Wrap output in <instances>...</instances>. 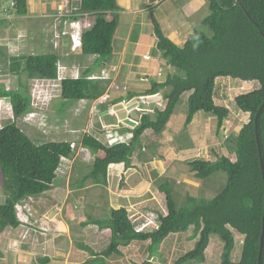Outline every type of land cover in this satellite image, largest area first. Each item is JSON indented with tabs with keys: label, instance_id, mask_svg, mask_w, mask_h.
<instances>
[{
	"label": "trees",
	"instance_id": "trees-1",
	"mask_svg": "<svg viewBox=\"0 0 264 264\" xmlns=\"http://www.w3.org/2000/svg\"><path fill=\"white\" fill-rule=\"evenodd\" d=\"M4 2L7 7L0 9L1 16L11 13L24 18L28 15L27 0H0V5ZM207 10L209 15L200 25L204 30H194L183 47L165 38L155 18L151 17L158 60L162 66L159 78L163 80L152 77L155 80L150 83L149 80L141 81L149 85L144 89L134 87L126 91L124 97L106 99L102 103L99 99L104 97L108 83L90 82L84 78L102 63L109 62L119 8L116 0H78L77 13L88 15L92 20L91 29L82 35L78 60L86 57H96V60L80 79L65 77L60 100L69 105L84 100L88 103L98 101L95 109L105 112L122 101L161 94L159 101L164 107L154 106L151 111L135 118V122L130 117L133 126H122L120 138L113 144L84 134L77 145L87 149L93 159L89 162L83 182H76L75 188L72 186L75 190L84 189L88 181L94 186H106L107 171L111 165H123L124 170L133 169L132 156L135 150L141 149V138L146 132L160 135L183 95L188 94L184 126L188 127L197 114L210 116L216 119L215 133L220 136L230 112L215 105L216 81L231 79L257 85L253 91L236 97L233 102L238 112L249 116L236 136H223L226 149L235 156L234 160L218 157L210 161L201 157L185 163L197 180L208 179L216 173L224 174L226 180L220 192L207 203L189 196L182 201L168 181L163 182L157 190L165 198L166 215L159 214V230L150 234H135L132 220L124 208L111 209L105 220L89 218L81 226L109 230L110 242L98 254L79 246L90 256L81 264H107L108 258L112 255L121 257L120 249L132 243H147V257L140 264H151L150 261L158 256L161 245L169 236L184 234L191 228L192 239L197 241L193 249L174 264H203L212 236L223 245L220 264H258L264 213L261 169L262 163L264 172V0H207ZM4 24L2 17L0 28ZM0 59L5 61L1 49ZM63 59L60 52L7 58L8 71L11 76L17 77L18 89L9 91L0 86V100L9 101L13 116L12 122L0 128V189L5 198L0 205V234L18 228L15 208L29 198H38L52 191L58 177L57 170L73 157L70 143L60 141L35 145L14 122V119L18 120L31 110L28 82L56 79L57 64ZM69 59L70 56L66 57L64 62ZM165 70L168 73L165 74ZM21 76L25 77L24 82H21ZM235 235L242 238L237 262L232 260ZM48 260L43 258L37 262L48 264ZM260 264H264V238Z\"/></svg>",
	"mask_w": 264,
	"mask_h": 264
},
{
	"label": "rangeland",
	"instance_id": "rangeland-1",
	"mask_svg": "<svg viewBox=\"0 0 264 264\" xmlns=\"http://www.w3.org/2000/svg\"><path fill=\"white\" fill-rule=\"evenodd\" d=\"M57 1L59 0H28V15L26 17L18 18L11 13L2 16L5 19V24L3 28H0V49L5 54V61L0 59V86L4 87L6 90L16 91L18 89L17 77L11 76L8 71L9 62L7 58L60 52L64 58L60 61L61 65L70 67L69 69H71L72 65L75 64L74 66H76L79 64L78 69L81 73L84 67H89L93 62L91 61L92 59L85 58L80 60H76V58L75 61L74 55H70V59L64 62L65 56H67L69 52L67 46L68 41H63V39L56 41V32H61L63 27L55 21V16L52 18L48 15L49 13L52 14V10ZM75 1L76 0H68V6L70 4H75ZM6 7L7 3H1V10L6 9ZM56 12L57 11H54L53 13ZM202 22L201 14L192 17L188 21L189 25L197 31L200 29H202V31L204 30L203 26H201L202 28L199 27V24ZM144 23L146 28L143 31V37L155 39L148 15L145 17ZM136 28H138V26ZM126 29V26L121 25L115 33L119 35V38H123L126 34ZM133 37H136L135 33ZM133 42L132 38L131 44L128 46V53L125 59L127 61L126 63L134 61L132 52L135 44ZM55 44L58 45L57 50L54 49ZM159 67L162 69L161 63ZM138 73V75L142 74L143 77L149 74V72H146L144 69ZM166 73H168V71L165 70V74ZM67 74L71 76L70 73L67 72ZM119 79V77L117 79V76L114 79V84L117 89L113 86L109 93L105 92L104 95H108L107 99L111 100V98L123 96L127 91L125 87L124 89L121 86ZM132 79L136 80V76H133ZM149 79V83L155 80L153 78ZM20 80L24 82L25 77L21 76ZM160 80H163V78ZM33 85V82H28L27 93L29 95ZM145 87L147 86L142 83L136 86L137 89H144ZM256 87V83H241L231 79H218L216 81L217 95L215 96V105L225 107L230 112L228 118L223 123L220 136L215 133L216 119L210 116H194V119H192L188 127L184 126L187 113L186 98L188 94L183 95L160 135H153L151 132H146L141 138V149L135 150L131 160V165H133L134 169L125 170L124 174H119L117 179H112L110 177L111 179L107 181V187L98 186L100 188H88L85 191L80 189L75 190V183L83 182V177L87 174L90 165L87 163L88 159L84 153L80 154L70 165L69 162H66V164L61 167L62 172H60L63 179L57 178L55 180L58 192L52 190L46 193L43 197L34 201L32 208L33 217H38V214L41 216L49 214L48 217L51 219L50 222L54 219L52 223L55 224L54 213L58 209L57 205L60 206V203H63L70 211L67 215L72 216L69 224H67V220L65 219L67 215L65 218L63 217L66 230L63 231L59 226L60 229L57 228L55 231L54 227H52L48 236L44 237L46 238L44 243L41 241L43 237L39 236L37 233L33 234L31 230L28 231L27 229L24 231H27L28 235H23L20 240H18L17 234L21 231L20 227L16 228L14 231H7L0 234V264H40L37 261L43 258H50L49 262L52 261V264H80V262L83 261L82 258L86 256V253L77 247V245L80 244L79 242H84V244L91 245L93 249L99 250L96 248L100 246V242L95 243L96 238L92 231L96 230L95 226L85 230V235H79L83 233V229L79 227V224L83 222V220L78 219L77 216L73 218V215H77V210L75 208L73 209L75 204L77 207H83L84 211H86L85 221H88L89 218L96 220L108 219L111 210L109 208V196L119 200V206H122V208L124 207V209L126 208L131 218H137L140 215L150 212L156 215L158 219L159 214L162 216L166 215V205L165 198L158 192L157 187L167 181L169 185L172 186L175 193L179 195L178 199L184 201L185 197L189 196L202 200L205 203L209 202L223 188L226 180L225 175L216 173L208 179L197 180L193 177L185 163L189 160L201 157H207L210 161H214L218 157H226L231 161L234 160L235 156L230 154L226 149V141L225 139L223 140V136H236L241 127L248 122L249 116L238 112L233 102L236 97L247 94ZM160 95L157 96V99L156 97L154 99L151 98L153 107H164L159 101ZM0 101L2 105V110H0L1 128L8 122H12L13 116L12 111H8V109L11 108L9 101ZM103 102L105 101L102 99V103ZM85 103L86 102H78L77 106L83 107L86 105ZM88 104L91 103L89 102ZM92 104L95 108V105L99 103L97 101ZM30 106L40 107L38 113L41 114L44 124L48 126L45 130L46 132L42 133L33 127L24 125L21 123V119H14V122L22 133L35 145L60 141L67 143L75 141L77 144L80 143V139H77L81 134L78 135L73 132L72 134L68 133L71 123H73V126L80 125L74 122L75 119L72 116L73 110L76 107L75 104L69 105L65 104L62 100H56L49 104L48 107L42 108L43 106L41 104L32 101ZM34 109L37 110L36 108ZM82 112L83 111L80 110L78 115ZM96 112L97 110L94 109V113ZM104 115L110 118L105 120V122L107 123L109 120L110 122L105 124L103 119L97 123L105 134V138H100V140L104 143L113 144L120 138L121 133L119 131L122 125L131 128L133 123L130 117L135 122V118H139L141 113L132 110L130 106L123 104L122 101L121 104L107 109ZM104 115L96 114L98 118H102ZM98 118H92L91 120L93 121ZM59 121L61 123H59ZM54 124H57L62 130H55ZM95 126V129L99 131L98 126ZM107 128H109L108 131ZM151 144L154 145V147H152ZM141 180L145 184L140 185V188L138 187L136 194H132L135 192L131 193V189L135 187L137 183H143ZM89 184L90 186L93 185L88 181L84 186ZM125 190L129 192H125ZM70 191H73V193H70ZM117 195L119 197H117ZM84 198L90 199V201L85 202ZM124 198L126 200L128 198V201H124ZM4 200V193L0 189V205L4 203ZM178 206H180V204ZM52 207L53 209L50 210ZM60 221H62V219ZM50 222L47 223V221L43 219L42 223L43 226L47 228ZM192 234L193 230L191 228L184 234L169 236L161 245L158 256L150 261L151 264H174L181 256L193 249L196 241L192 239ZM109 239L110 233L108 237H104L100 240H102L101 242L106 241L104 244L107 245ZM241 239V237L235 235V249L232 255L233 262H237L239 259ZM146 246L147 243H132L131 247L123 251L120 249L122 254H124V258L119 259L120 257L112 255L111 258H108L107 264H140L147 257ZM222 247L223 245L220 240L212 236L208 248L205 251V262L203 264H220ZM49 264H51V262Z\"/></svg>",
	"mask_w": 264,
	"mask_h": 264
},
{
	"label": "crops",
	"instance_id": "crops-1",
	"mask_svg": "<svg viewBox=\"0 0 264 264\" xmlns=\"http://www.w3.org/2000/svg\"><path fill=\"white\" fill-rule=\"evenodd\" d=\"M66 1L67 0L57 1L56 5H54V8L52 10V14L49 13L48 15L52 16L53 12L56 11L57 6L65 3ZM27 2H28V0H27ZM116 4H117V7L119 8V12H118L119 18H118L117 29L119 26L124 25L127 27V29H126L127 31H126V34L123 38L122 37L119 38V35L115 33V35L113 37V42H112V56H111V58L107 64L112 65L113 67L116 68L117 79H118V77L120 78L119 81H120L121 86L123 88L125 87L127 89V91L136 87L138 84H141L140 79H144L146 77L152 78L153 74L156 72V70L160 66V62H159L160 60H158L159 53L155 50L156 49V39H151V38L147 39L146 37H143V33H144L143 31L146 28L144 21H145V17H147V15H148V19L150 22L152 21L151 17L155 18V21L159 25V28H160L162 34L165 36V38L170 40L173 44H175L178 47H183L187 38L190 35H192L193 31L195 30L191 25H189V23H188L189 19H191L194 16L201 14V22H202L209 15V12L207 10V0H116ZM1 18H2V16H1ZM151 25H152V22H151ZM200 25L201 24H199V27H200ZM137 26H138V28H136ZM151 27L153 28V25ZM117 29H116V31H117ZM134 33L136 34V37H133ZM132 38L134 41L133 43L135 44V46L133 47V52H132V57L134 58L133 59L134 61L126 63L127 61L125 59H126L127 53H128V46L131 44ZM144 43H147V44H144ZM144 57H149V60H145ZM78 58L79 57L74 56V60L75 59L78 60ZM85 59H92L91 61H93L89 67H84V70H87V68H90L92 66V64L93 65L95 64L94 62H95L96 58L90 57V58H85ZM78 67H79V64H78ZM100 68H101V66L98 69H96L94 72L98 71ZM142 69L146 70V72L147 71L149 72L148 76L143 77L142 74L138 75L139 74L138 72L141 71ZM133 76H136V80L132 79ZM115 77H114V79H115ZM149 81H150V79H149ZM112 85L114 86V83H112ZM147 85L148 84H145V86H147ZM112 88H113L112 86H108L106 89L107 92L109 93L112 90ZM119 97H124V95L119 96ZM117 98L118 97H114V98H111V100L117 99ZM214 102H215V97H214ZM83 107H84V110L82 109ZM83 107L76 106L74 108L73 114H72V116L75 119L74 122L76 124H80V125L79 126H73V123H71L69 126V129H68V131H69L68 133L72 134V132H73L74 134H78V135L81 134V135H79V138L77 140H79V139L81 140V138L83 137L84 134L93 135L98 140H100V138H103V137L105 138L104 132L101 130V127H99V125L97 123L102 121L103 119L105 122V120L110 119V118L105 116L104 112H98L97 111L96 113H94V109H93L94 105L92 103L91 104L87 103L86 106H83ZM78 110L79 111L82 110L83 112L80 115H78V112H79ZM96 114H98V115L103 114L104 117L101 116L102 118H98L96 116ZM199 115H201V114H197V115H195V117H197ZM91 117L92 118H98V119H95L92 121ZM108 122H110V120ZM59 123H61V122L59 121ZM107 123L105 122V124H107ZM95 125L98 126L99 131L94 129ZM53 126H54L55 130H62V129H60V127L57 124H54ZM108 129L109 128H107V131H108ZM65 131H66V129H65ZM204 158H207V157H204ZM132 167H133V165H132ZM133 169H134V167H133ZM124 172H125V170L123 168V165H111V166H109L108 171H107V181H108V179H111V178L117 179L119 174L123 175ZM57 178L63 179L62 177H57ZM141 182H143V181L141 180ZM144 184H145L144 182L143 183H137L136 186L133 187L130 192L131 193L135 192L132 194H136V192L138 191L137 190L138 187L140 185H144ZM95 187H98V186H94V185L90 186V184H89V185H86V187L84 189H80V190L85 191L88 188H95ZM141 187H143V186H141ZM98 188H100V187H98ZM53 191L58 192L56 185H55V188L53 189ZM71 192L73 193V191H70V193ZM125 192H129V191L125 190ZM86 196H87V194H86ZM117 197H119V196L117 195ZM108 198H109V208L110 209L117 210V209L122 208V206H119V204H120L119 200H117L113 197L111 198V196H109ZM84 201L89 202L90 199L84 198ZM124 201H128V198H127V200L124 198ZM57 208L58 209L54 213V218H55L54 223L55 224L53 227H54L55 231L57 228L60 229V227L63 231H65L66 226L64 225V218L66 217V215L68 213H70V211H69V209H67L65 207V205H63V203L62 204L60 203V206L57 205ZM74 208L77 210V215H75V216L73 215V218L77 216L78 219L83 220V222H81L79 224V227L81 229H83V233L79 234V235L83 236L86 234V233H84V231L88 230L91 227L93 228V226L82 227L81 224L84 223V221H85L86 211H84L83 207H77L76 204L73 206V209ZM51 209H53V207L50 208V210ZM125 210H127V209L125 208ZM48 211H49V209H48ZM127 213L129 215V212H127ZM129 217H131V216L129 215ZM71 218H72V216L67 215V218H65L67 220V224L70 223ZM61 219H62V221H60ZM92 231H93L94 237L96 238L95 243L100 242L99 243L100 246L98 245L99 247L96 248L99 250L93 249L91 245L84 244V242L83 243L79 242L80 244H78L77 247L83 246V247L89 248L91 251L98 254V253H101L103 250H105L106 247L108 246L109 243L106 245V244H104V242H106V241L101 242L102 240H100V239H103L104 237H108V234L110 233V231L109 230L100 231L97 228H96V230H92ZM51 237H49V238H51ZM41 241L44 243L46 240H41ZM195 241H196V239H195ZM109 242H110V239H109ZM129 247H131V245L128 246L127 248H129ZM127 248H122V251L127 249ZM78 255H80V254H78ZM85 255L86 256L85 257L83 256L84 258H82L83 261H87V259L90 258L89 254L86 253ZM123 255L124 254H122V256L119 259L124 258ZM48 259L50 260V258H48ZM49 260H48V262H49ZM83 261H81L80 264ZM50 262H51V264L53 263L52 261H50Z\"/></svg>",
	"mask_w": 264,
	"mask_h": 264
},
{
	"label": "built area",
	"instance_id": "built-area-1",
	"mask_svg": "<svg viewBox=\"0 0 264 264\" xmlns=\"http://www.w3.org/2000/svg\"><path fill=\"white\" fill-rule=\"evenodd\" d=\"M56 13L54 14L55 21L58 22L59 25H62L63 29L61 32H56V41L60 40L64 37H69L72 43L71 50L74 51L77 49L79 43L77 41V37L73 34H69L66 31L67 25L72 21L71 19L74 17H78L81 14H78V0L75 1V4H70L68 6V0L57 6ZM83 16V15H82ZM84 29H89L91 27V24L84 23L83 25ZM58 44V43H57ZM58 45L55 44L54 48L56 49ZM145 60H149V57H144ZM65 71V67L61 65H57V78L54 80L49 81H42V82H36L34 83L30 97L32 101H36L37 103H43L44 101H49L52 97L51 91L59 93L61 91V84L64 81L63 72ZM116 68L112 65L105 66L97 75H91L86 78L88 81H110L113 80L116 76ZM162 75V70L160 67L156 70V72L153 74L152 77L159 78ZM79 77V74L76 73L74 75V79H77ZM149 78L146 77L144 79H141V81H148ZM45 87V90H44ZM44 90V91H43ZM108 98V95H105L102 99L105 100ZM154 99V98H153ZM123 104L130 106L132 110L139 111L141 113H145L148 111H151L153 109V104L151 98H136L134 100L130 101H123ZM1 106V103H0ZM34 114H28L22 118V122L26 125H31L33 122ZM37 128L39 130H44V124L42 122L37 124ZM71 149L73 150L74 154L72 159H76L79 157L80 154H85L88 161L92 159V156L89 154V151L75 143L70 144ZM87 161V162H88ZM61 167L57 170V175L60 174ZM34 200L30 198L24 205L21 207H18L16 209V218L19 223V227L21 228L20 231V238L23 235H28V232L24 231L27 229L28 231L31 230L34 233H37L41 231V235L46 234V226H43V219L47 221V223L50 222L51 219H49L48 215L41 216L40 220L37 219V217H33L32 215V208H33ZM31 209V210H30ZM132 220L133 224V231L136 234L139 233H149L158 230V220L157 216L153 213H146L142 216H139L137 218L129 217ZM49 226V225H48ZM48 228V227H47Z\"/></svg>",
	"mask_w": 264,
	"mask_h": 264
},
{
	"label": "clouds",
	"instance_id": "clouds-1",
	"mask_svg": "<svg viewBox=\"0 0 264 264\" xmlns=\"http://www.w3.org/2000/svg\"><path fill=\"white\" fill-rule=\"evenodd\" d=\"M54 14L55 13H53V15L51 16L52 18L54 17ZM83 15V16H82ZM82 15H80V16H78V17H74V18H72L71 20V22L67 25V27H66V31L69 33V34H73L74 36H76L78 39H77V41H78V43H79V45H78V47H77V49L76 50H74V51H72L71 50V47H72V43H71V40H70V36L69 37H64V38H61V39H63V41H68V43H67V46H68V49H69V52H68V55L67 56H65V57H69L70 55H74V56H77V57H80V55H81V48H82V35L85 33V32H87L88 30H90L91 29V27H92V20H91V18H90V16H88V15H85V14H82ZM75 18H77V19H75ZM84 23H89V24H91V27L89 28V29H84V27H83V25H84ZM55 49V48H54ZM58 49V47L56 48V50ZM86 58H90V57H86ZM94 58H96V57H94ZM82 59H84V58H82ZM96 60V59H95ZM108 63V62H107ZM107 63H102L101 64V68L98 70V71H96V72H93V73H91L90 75H87L84 79L86 80V78L88 77V76H91V75H97V74H99L100 73V71L103 69V67H104V65L105 66H109V64H107ZM57 65H61V63L59 62V64H57ZM75 65V64H74ZM74 65H72L71 66V69H69L70 67H65V71L63 72V76H64V78L66 77V76H68V77H70L72 80H78V79H80L81 77H82V74H83V72L84 71H86V70H84V71H82V73L80 72V70L78 69V64L76 65V66H74ZM62 66V65H61ZM64 67V66H63ZM67 72L68 73H70L71 74V76L69 75V74H67ZM76 73H78L79 74V77L77 78V79H74V75L76 74ZM56 78H57V76H56ZM66 79V78H65ZM65 79H64V81H65ZM141 80V79H140ZM42 81H49V80H40V79H34V80H31V82H33V83H36V82H42ZM86 81H88V80H86ZM90 82H101V83H108V86H112L113 87V85H112V83H114V79L113 80H110V81H90ZM61 86H62V84H61ZM107 86V87H108ZM114 86L116 87V85L114 84ZM115 89H117V87L115 88ZM44 90H45V87H44ZM43 90V91H44ZM107 92V91H106ZM61 93H62V87H61V91L59 92V93H56V92H53V91H51V94H52V97H51V99L49 100V101H44L43 103H40L43 107L42 108H45V107H48V105L49 104H51L52 102H55L56 100H60L61 99ZM105 96V95H104ZM156 97V99H157V96H154V97H148V98H155ZM31 98V97H30ZM136 99V98H135ZM1 100H3V99H1ZM99 100H102V98L101 99H99ZM31 102H32V100H31ZM81 102H86L85 104H87L88 102L87 101H81ZM0 103H1V101H0ZM76 106L78 105V103L77 104H75ZM84 106H86V105H84ZM80 107H82V106H80ZM30 108H31V110L28 112V113H26V114H24L22 117H20L19 119H21V123H23L22 122V118L24 117V116H26V115H28V114H34V117H33V122H32V124L31 125H26V124H24V125H26V126H30V127H33V128H35V129H37L38 131H40V132H42V133H45L46 131V129L48 128V126H46L45 124H44V121H43V118H42V116H41V114L40 113H38L39 112V108L40 107H33V106H30ZM34 108H36L37 110H35ZM83 110H84V108H82ZM95 109V108H94ZM0 110H2V105L0 106ZM76 110V109H75ZM8 111H12L11 110V108L10 109H8ZM40 111H41V109H40ZM141 113V112H140ZM13 118V117H12ZM40 122H42L43 124H44V130H39L38 128H37V124L38 123H40ZM45 122H46V119H45ZM71 143H75V142H70V144ZM75 144H77V143H75ZM89 154H90V152H89ZM91 155V154H90ZM92 156V155H91ZM77 159V158H76ZM92 159H93V156H92ZM91 159V160H92ZM75 159H72L71 158V160H69L68 162H69V165L74 161ZM90 160V161H91ZM90 161H88L87 163H89ZM59 177H61V175H58ZM42 197V196H41ZM38 198H40V197H38ZM38 198H32L34 201H36ZM30 199V198H29ZM28 199V200H29ZM28 200H26V201H24L22 204H20L19 206H17L16 208H15V214H16V209L18 208V207H21L22 205H24V203H26ZM148 213V212H147ZM47 215H49V214H47ZM43 216V215H42ZM140 216H142V215H140ZM40 218H41V215L40 214H38V217H37V219L38 220H40ZM54 220V219H53ZM52 220V221H53ZM158 220V219H157ZM52 221L50 222V224H49V226H48V228H46L47 229V231H46V234L43 236V235H41V231H39V232H37V234L39 235V236H41V237H43V238H41L42 240H46V238H44L45 236H48V233H49V231H50V229L54 226V224L52 223ZM158 230H159V227H160V223H159V221H158ZM19 227V226H18ZM158 230H156V231H153V232H149V233H139V234H150V233H154V232H157ZM20 232V231H19ZM134 232V231H133ZM135 233V232H134ZM136 234V233H135ZM17 236H18V240H20V234L18 235L17 234ZM195 240V239H194ZM196 241H197V239H196ZM164 243V242H163ZM151 263V262H150ZM133 264H137V263H133Z\"/></svg>",
	"mask_w": 264,
	"mask_h": 264
},
{
	"label": "water",
	"instance_id": "water-1",
	"mask_svg": "<svg viewBox=\"0 0 264 264\" xmlns=\"http://www.w3.org/2000/svg\"><path fill=\"white\" fill-rule=\"evenodd\" d=\"M261 109L259 110V112L261 111ZM256 121H257V117L255 118V122ZM256 141H257V145H258V148H259V143H258V138L257 137H256ZM259 154H260V151H259ZM260 156H261V154H260ZM261 169H262V175H263V180H264V172H263L262 163H261ZM263 238H264V213H263V218H262V234H261V239H260V248H259L260 250H259L258 264H260V262H261V252H262V246H263Z\"/></svg>",
	"mask_w": 264,
	"mask_h": 264
}]
</instances>
